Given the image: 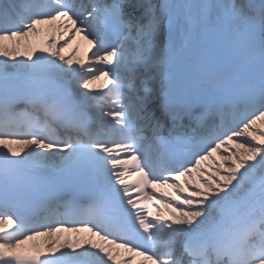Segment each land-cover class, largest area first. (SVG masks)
Instances as JSON below:
<instances>
[{
	"label": "snow or ice",
	"instance_id": "snow-or-ice-1",
	"mask_svg": "<svg viewBox=\"0 0 264 264\" xmlns=\"http://www.w3.org/2000/svg\"><path fill=\"white\" fill-rule=\"evenodd\" d=\"M136 257L264 264V0H0V264Z\"/></svg>",
	"mask_w": 264,
	"mask_h": 264
},
{
	"label": "bare ground",
	"instance_id": "bare-ground-1",
	"mask_svg": "<svg viewBox=\"0 0 264 264\" xmlns=\"http://www.w3.org/2000/svg\"><path fill=\"white\" fill-rule=\"evenodd\" d=\"M31 39H32L34 45L35 44H40L43 41V36L42 35L41 36H35L34 35L33 37H31ZM71 51H72L71 48L67 49L65 55L70 54ZM82 55H83V49L81 50L80 53H77V55L74 56L73 59L74 60L80 59ZM102 83H104V81L97 82V85H95V87H99L100 84H102ZM232 151H235V147L234 146L232 147ZM215 155H216V157L218 159L219 153H217ZM211 163H212L211 160L206 161L205 162V167H207ZM159 190H160V192L163 191L161 189H158V191ZM154 212H155V209H154ZM6 226H7V224H6ZM8 227L11 230L14 229L12 225H9ZM5 229H7V227H5ZM67 234H68V232H62V233H57L55 237L39 236V237H36L34 240L27 241L25 245H33V246L37 247V249H39L41 251V249L44 248L45 244H51V243H53L54 240H58L60 244H63L69 238V235H67ZM80 235H86L88 237H91V233H82ZM93 239L96 242H101L99 240V237H94ZM85 246H87V245H85ZM113 251H119L121 253V255L118 257V259H123L125 255L130 254V253H127L122 248H120V249L114 248ZM141 259H142V257H136V262H139Z\"/></svg>",
	"mask_w": 264,
	"mask_h": 264
},
{
	"label": "rangeland",
	"instance_id": "rangeland-1",
	"mask_svg": "<svg viewBox=\"0 0 264 264\" xmlns=\"http://www.w3.org/2000/svg\"><path fill=\"white\" fill-rule=\"evenodd\" d=\"M151 2H155V0H151Z\"/></svg>",
	"mask_w": 264,
	"mask_h": 264
}]
</instances>
